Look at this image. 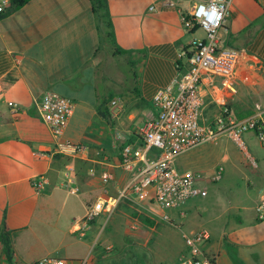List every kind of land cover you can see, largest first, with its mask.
Masks as SVG:
<instances>
[{
	"label": "crops",
	"instance_id": "0c3cea01",
	"mask_svg": "<svg viewBox=\"0 0 264 264\" xmlns=\"http://www.w3.org/2000/svg\"><path fill=\"white\" fill-rule=\"evenodd\" d=\"M160 1L107 0L112 42L90 0H29L0 20V227L6 214L14 231L15 256L22 262L52 257L61 246L60 239L52 245L54 233H61L63 242L71 235L80 238V255L58 257L63 264H79L88 256L92 264H181L187 253L183 235L195 233L188 216L198 198L185 207L184 217L171 211L173 222L166 224L154 202L127 195L111 217L102 214L85 235L74 233L90 207L118 197L128 184L132 174L121 167L122 146L143 144L140 130L156 115L155 95L176 79L180 51L200 32L187 33L178 9L163 7ZM195 1L206 0H180L178 8ZM9 8L10 3L5 11ZM221 36L225 47L240 51L244 60L234 82L203 83L204 121L212 122L223 109L241 121L261 111L264 131V0H233ZM49 90L76 104L64 138L87 147L77 158L55 154L52 132L37 116L35 101ZM114 99L122 107L109 121L99 108L110 110ZM243 135L255 156L245 158L237 144L234 148L230 141L219 140L196 158L187 154L202 146L178 161L180 170L206 175L219 164L226 170L230 161L250 172L255 206L249 209L235 200V212L224 211L220 228L207 230L211 237L204 251L216 256L217 264H264V221L256 214L264 196V143L254 131ZM70 173L75 193L66 187ZM108 174L113 179L106 181ZM39 177L45 187L40 193L33 186ZM212 183L208 178L200 182L207 191ZM71 196L82 215L62 230L48 215L58 201L65 208ZM134 207L144 214L129 218V210L137 211ZM40 250L42 255L37 254ZM0 264H7L1 254Z\"/></svg>",
	"mask_w": 264,
	"mask_h": 264
},
{
	"label": "built area",
	"instance_id": "2783aa9c",
	"mask_svg": "<svg viewBox=\"0 0 264 264\" xmlns=\"http://www.w3.org/2000/svg\"><path fill=\"white\" fill-rule=\"evenodd\" d=\"M232 1H195L187 8H178L180 0L160 1L163 7L178 9L187 33L194 36L196 32L203 31L204 34L194 36L190 46L180 51L176 79L155 95L156 115L146 120L140 130L143 144L122 146L121 167L132 174L128 184L118 197L99 200L90 207L86 216L75 225L74 233L83 236L100 215L111 217L120 200L127 195L154 202L163 211L161 217L166 222H173L171 211H178L184 217L185 207L190 201L208 196V191L200 182L204 178L219 182L225 167L219 164L211 175L198 170L182 171L178 168L179 159L207 143L218 142L223 136L233 140L241 150L246 149L242 135L248 131L256 132L263 114L261 111L243 121L233 118L225 109L212 122H205L203 118V83L206 80L214 82L215 79L224 80V83L234 82L244 60L240 51L225 47L221 36ZM8 3L9 0H4L0 13L5 11ZM35 106L37 116L52 132L56 155L77 158L86 151L85 145L64 138L65 129L76 108L73 100L49 90L35 101ZM121 107L119 99L111 101V118L118 117ZM17 108L16 104L12 106L15 113ZM259 129L261 132L258 136L264 141L262 126ZM67 177L66 187L73 193L77 192L75 177L71 173ZM110 179H113L112 174H108L106 181ZM33 186L38 193L44 190L43 177L35 179ZM256 214L259 221H264V196L256 207ZM210 237L208 231L184 234L187 253L180 258L181 264H217V257L204 251V244ZM63 263L62 259L46 257L31 264ZM12 264L26 263L14 256ZM79 264H92L91 257L80 260Z\"/></svg>",
	"mask_w": 264,
	"mask_h": 264
},
{
	"label": "rangeland",
	"instance_id": "374dc122",
	"mask_svg": "<svg viewBox=\"0 0 264 264\" xmlns=\"http://www.w3.org/2000/svg\"><path fill=\"white\" fill-rule=\"evenodd\" d=\"M204 33L203 31H200L198 36H202ZM247 117V115H246ZM240 119V118H239ZM242 120V119H240ZM260 138V136H258ZM242 139L245 143V146H247V150H243L245 154L243 156L246 158L248 155L255 156L254 150L252 146L248 143L247 138L245 135L242 136ZM228 140L231 143H233L231 146L236 148V143L231 140L230 138L223 136L220 138V141H223V143ZM261 141H263L260 138ZM222 143V144H223ZM264 143V141H263ZM213 145L212 143H207L206 145L202 146L197 151H192L187 155H190L191 157L196 158L195 156L200 152L204 151L210 148V146ZM250 179V172L244 169H239L237 165L234 164L233 161H230L226 163V170L224 171L222 179L217 183H212L208 185V196L206 198H198L194 203V206L196 208H192L190 211V215L188 216V221L192 222L193 224V230H195V233H199L202 231L211 230V228H220L219 226L222 224L223 212H235V209L233 207L234 202H240L242 205L247 206L249 209L251 207L255 206L256 198H257V191L253 188L248 187V180ZM75 196H71L69 204L63 208L62 203H59L58 201V207L52 209L50 211V215H48V218H50L54 223L58 221L59 225L58 228L64 230L68 223L71 221V219L75 218L78 219L82 212L80 209L76 206L74 203ZM199 207V208H198ZM135 208V207H134ZM137 209V208H135ZM119 211V210H118ZM251 211V210H250ZM127 214L129 215V218H134L132 216L134 213H137L136 216L143 213L141 210L135 211L129 210ZM116 213V212H115ZM122 213V212H120ZM149 213V212H148ZM114 214V213H113ZM144 214V213H143ZM141 214V215H143ZM150 216H153L149 214ZM124 215L117 214V219H123ZM104 219V218H103ZM107 220L104 219V221ZM168 223V222H164ZM72 236V238H70ZM67 237V241L63 242V236L62 234H53L54 240L52 242V245H54L57 240L60 239L58 242L60 249L51 255L52 257H62L64 258L68 254L72 255H80V252L82 251V248L79 244L80 238L78 235H71ZM119 247H117L118 249ZM42 251L40 250L37 254L42 255ZM122 253V250L121 252ZM42 258H45V255H42ZM98 264H102V262H98Z\"/></svg>",
	"mask_w": 264,
	"mask_h": 264
},
{
	"label": "trees",
	"instance_id": "16d2710c",
	"mask_svg": "<svg viewBox=\"0 0 264 264\" xmlns=\"http://www.w3.org/2000/svg\"><path fill=\"white\" fill-rule=\"evenodd\" d=\"M10 8L7 11L0 13V20L5 18L10 12L13 10L19 9L26 5L29 0H9ZM92 4L93 13L99 18L105 27L107 28L106 38L109 42L113 41V31H112V23L110 20L109 10L107 0H90ZM120 52H117L119 54ZM100 115L106 120L111 119L110 110L108 108H99ZM259 126H262V123L256 127V133L259 134L261 130ZM14 231L10 230L7 225L6 214L4 215L1 227H0V254L1 257L7 262V264H12L13 258L15 256L14 251Z\"/></svg>",
	"mask_w": 264,
	"mask_h": 264
}]
</instances>
